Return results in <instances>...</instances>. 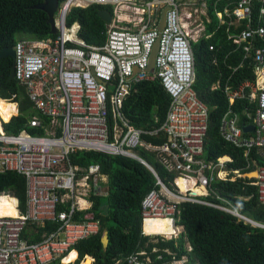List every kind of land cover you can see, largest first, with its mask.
<instances>
[{
	"label": "built area",
	"instance_id": "2783aa9c",
	"mask_svg": "<svg viewBox=\"0 0 264 264\" xmlns=\"http://www.w3.org/2000/svg\"><path fill=\"white\" fill-rule=\"evenodd\" d=\"M197 3V0H65L58 4L54 16L55 38L20 39L15 43L13 80L25 87L28 98L41 113L32 117L29 125L43 129V134L26 130L18 134L0 132V172L16 171L25 176L27 197L25 213L20 210L18 200V217H0V264H62L76 245L100 233L101 221L91 212L93 197L109 195V188L103 186L109 184V176L102 172L100 164L87 167L74 164L71 156L78 152L134 159L152 173L160 188L151 189L144 196L142 222L163 218L174 223L181 202L212 206L247 221L220 197L216 196L223 204L199 199L210 196L215 181H235L241 173L228 170L229 157L215 162L204 158L208 108L194 90L192 49V42L200 39L191 24L193 13L198 11L194 9ZM256 3L261 4L260 15L264 17V0H237L232 10L216 12L220 24H224L226 16L229 26L237 29L244 26L236 34L227 30L228 38L242 47L244 57L253 59L256 74L254 82L244 81L237 88L225 85L223 91L230 104L242 98L257 103L254 113L246 110L251 123L240 125L237 114L229 110L221 121L220 134L225 141L243 148L245 157L256 150L264 162V47H255L256 39L264 40V25L260 20L258 26H253ZM92 5L113 10L105 42L94 46L79 37L81 27L77 22L67 26V16L73 7L85 9ZM183 6L187 9L185 13ZM164 7L168 10L160 32ZM156 40L159 50L154 71L149 73L145 70ZM154 79L161 81L172 100L164 124L159 129L143 131L125 118L124 101L135 83ZM218 86L216 82L212 88ZM4 124L1 120L2 129ZM250 126L254 130L247 138L243 127ZM161 134L167 141L159 146L142 140V135ZM137 148L154 153L162 167L176 175L175 191L139 157ZM255 164L258 177L251 185L257 187L259 200L264 204V166L254 161L248 168L253 171ZM179 180L185 185L193 183L204 195H192L189 187L182 193ZM79 213L84 215L78 218ZM46 222H54L58 228L42 234L37 242L25 237L28 227H43ZM143 256V252L134 253L124 261L162 264ZM179 263L172 259L165 264Z\"/></svg>",
	"mask_w": 264,
	"mask_h": 264
},
{
	"label": "trees",
	"instance_id": "16d2710c",
	"mask_svg": "<svg viewBox=\"0 0 264 264\" xmlns=\"http://www.w3.org/2000/svg\"><path fill=\"white\" fill-rule=\"evenodd\" d=\"M41 1L0 0V50L12 48L20 39L55 38L56 34H51L46 12L34 8ZM64 1L58 0V4ZM203 1L207 6L203 36L197 42H192L196 71L194 90L208 108V130L203 154L206 161L212 162L221 157H229L231 162L226 163L228 170L244 174L252 170L248 165H253L254 161L261 166H264V162L256 150H252L251 155L245 157L243 148L225 141L220 134V126L229 110L237 114L240 125L251 123L246 116V110L254 113L257 103L242 98L230 104L223 88L225 85L237 88L244 81L254 82V62L251 57H244L242 47L233 44L232 39L228 38L227 30L236 34L244 26L239 29L233 25L229 26L226 16L224 24H220L216 15V12L223 13L225 8L232 10L237 0ZM260 9L261 4L256 3L253 10L255 27L259 25L260 20L264 25ZM101 10L113 12L111 7L100 5L85 9L73 7L67 16V26L77 22L81 27L79 37L82 40L93 46L101 45L106 40L107 32V24L99 16ZM256 46L264 47V40L256 39ZM12 65L11 57L0 59V132L4 130L18 134L26 130L31 134H43V129L29 125L30 119L41 116V113L28 98L25 87L15 80L8 81ZM216 82L219 86L212 88ZM8 99L17 102L16 117L13 116L17 110L6 112L2 109L6 103L13 106ZM171 100L170 94L159 79L142 80L135 83L126 96L123 114L137 129H159L167 118ZM1 120L6 123L3 129ZM244 135L247 136L248 133ZM142 140L155 146L167 141L162 134L158 137L142 135ZM136 152L159 175L162 182L175 191L173 182L176 175L168 173L154 153L143 148H137ZM71 157L74 164L82 167L100 164L102 172L109 176V213L103 216L102 196H94L91 212L101 221L100 233L76 245L75 250L78 253L73 251L63 260V264H72L78 255L76 264H92L93 259V264H127L125 258L141 252L144 256H149L154 263L162 264L172 259L179 260V264H264V228L199 203L178 204L173 219L174 224L183 229L182 234L171 240L158 237V242L153 243L147 235H142L141 231L142 200L151 189L160 188V185H156L152 173L137 160L126 157L97 152H78ZM253 182L255 181L247 179L215 181L211 185L210 196L199 199L223 204L216 198L220 197L247 219L264 224V204L259 200L257 187L251 185ZM2 193L14 196L17 205L19 200L20 210L26 212L25 176L16 171L0 172V194ZM83 215L84 213H79L78 218ZM159 224L163 230L173 227V222L169 225H164L163 222ZM57 228L58 225L54 222H46L43 227L30 226L25 232V237L30 242H37L42 234L51 233ZM105 231L108 233L109 243L107 249L103 250L101 240ZM185 241L191 250H187Z\"/></svg>",
	"mask_w": 264,
	"mask_h": 264
},
{
	"label": "water",
	"instance_id": "95a60500",
	"mask_svg": "<svg viewBox=\"0 0 264 264\" xmlns=\"http://www.w3.org/2000/svg\"><path fill=\"white\" fill-rule=\"evenodd\" d=\"M178 1H182V0H178ZM58 3H59L58 0H42L40 3H38L34 6V8H38V9L45 11L46 14L48 15V22L51 26V34H53V35H55L57 33V30L55 28L54 16H55L57 8H58ZM167 10H168V7H164L162 9V12H161V19H160V24L158 27L160 32L164 29V26H165ZM99 16L106 22L107 25L112 24L113 16H112L111 12H109L107 10H101L99 12ZM158 50H159V40H156L155 44L152 47L150 56H149L148 65H147V68L145 70L146 72L152 73L154 71L155 54H156V52H158ZM13 56H14V52H13L12 48L0 50V59L7 58V57L13 58ZM13 75H14V69H13V65H12V67L10 69V75H9L8 81L13 80ZM247 130H254V127L253 126L243 127L244 132H247ZM0 145H1V143H0ZM253 175H256V177H253ZM257 177H258V168H257V164H255V169L253 171L247 172L244 174H239L237 179L255 180V179H257ZM250 222H256V221L250 220ZM143 224H144V222H142V227H141L142 232H143ZM101 242L103 245L102 246L103 250H106L108 243H109L107 231L104 232Z\"/></svg>",
	"mask_w": 264,
	"mask_h": 264
},
{
	"label": "rangeland",
	"instance_id": "374dc122",
	"mask_svg": "<svg viewBox=\"0 0 264 264\" xmlns=\"http://www.w3.org/2000/svg\"><path fill=\"white\" fill-rule=\"evenodd\" d=\"M197 5L194 7V9H198V11H197V13H193L194 15H193V19L191 20V24H192V22H193V26H192V30H193V32H194V34L195 33H197V34H195L196 35V37L198 38H201L202 36H203V31H201L202 29L204 30V17H205V15H206V7L207 6H205L204 5V2H203V0H197ZM184 13L187 11V9L185 8V6H183V10H182ZM195 12V11H194ZM201 24V27L200 28H198L199 27V25ZM200 29V30H199ZM8 100H10V99H8ZM11 101V100H10ZM12 103H13V106L11 107L10 105H8V103H6L5 105H3L2 107H3V110L4 111H16L17 110V105L15 104V102L14 101H11ZM17 103V102H16ZM17 113H18V111H17ZM4 126V125H3ZM234 176V175H233ZM253 177H256V175H253ZM233 178H235V177H233ZM103 186H106V187H108L109 188V185L108 184H103ZM105 187V188H106ZM102 203H103V209H102V214H103V216H107L108 215V213H109V197H108V195H105V196H102ZM247 221H250V219H247ZM255 226H260V227H262V228H264V224H260V223H258V225H256V224H254ZM173 226H174V228H175V230H176V233L173 235V236H171L170 238H166L164 235H165V233L164 232H160V231H150V230H152V229H156V227L154 226V227H150V230L149 229H147V230H149L147 233V235L148 236H150L149 238H150V240L153 242V243H156V242H158V240H156V238H158V237H161L162 239H165V240H171V239H176V238H178L181 234H182V232H183V229L181 228V227H179V226H176V225H174V223H173ZM185 247L187 248V250L189 251V250H191V247H190V245L188 244V242H186L185 241ZM143 257H145V256H143ZM84 261V260H83ZM82 261V262H83ZM152 261V260H151ZM81 262V263H82ZM153 262V261H152ZM77 263V259L75 260V263L74 264H76ZM63 264V263H62ZM196 264H199V263H196Z\"/></svg>",
	"mask_w": 264,
	"mask_h": 264
},
{
	"label": "bare ground",
	"instance_id": "6f19581e",
	"mask_svg": "<svg viewBox=\"0 0 264 264\" xmlns=\"http://www.w3.org/2000/svg\"><path fill=\"white\" fill-rule=\"evenodd\" d=\"M3 109V108H2ZM8 112V111H6ZM178 187L180 191L183 193L186 191V188L191 189L192 195H204V191L202 189H196L193 187V183H190L189 185H185L184 182L181 180L178 181ZM16 199L14 196L10 194H0V217H18L19 211L17 208ZM160 222H163L164 225H169L172 221L169 219H163V218H152V219H146L144 223V234L147 235L148 231L150 230V227H156V229H152L150 231H160L165 233L166 238H170L176 233V230L173 227H167L166 229L160 228ZM149 229V230H147ZM148 236V235H147ZM79 256V255H78ZM63 263V262H62Z\"/></svg>",
	"mask_w": 264,
	"mask_h": 264
},
{
	"label": "crops",
	"instance_id": "0c3cea01",
	"mask_svg": "<svg viewBox=\"0 0 264 264\" xmlns=\"http://www.w3.org/2000/svg\"><path fill=\"white\" fill-rule=\"evenodd\" d=\"M252 131H253V130H247V132H245V133H248V135L245 136V137H247V138H248V137H251V135H252Z\"/></svg>",
	"mask_w": 264,
	"mask_h": 264
},
{
	"label": "clouds",
	"instance_id": "9594fccd",
	"mask_svg": "<svg viewBox=\"0 0 264 264\" xmlns=\"http://www.w3.org/2000/svg\"><path fill=\"white\" fill-rule=\"evenodd\" d=\"M17 114H18V113H17ZM17 114H16V116H17ZM16 116H14V117H16ZM12 118H13V117H12ZM12 118H11V119H12ZM11 119H10V120H11ZM5 124H6V123H5ZM141 227H142V226H141ZM141 231H142V230H141ZM148 237H150V236H148ZM75 251H76V250H75ZM76 252H77V251H76ZM77 253H78V252H77ZM93 260H94V259H93ZM93 263H94V261H93ZM93 263H92V264H93Z\"/></svg>",
	"mask_w": 264,
	"mask_h": 264
}]
</instances>
